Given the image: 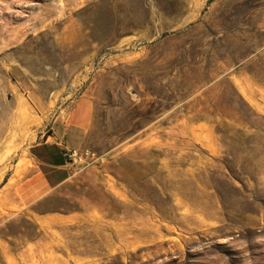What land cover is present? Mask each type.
<instances>
[{
  "label": "rangeland",
  "instance_id": "obj_1",
  "mask_svg": "<svg viewBox=\"0 0 264 264\" xmlns=\"http://www.w3.org/2000/svg\"><path fill=\"white\" fill-rule=\"evenodd\" d=\"M76 107L72 178L7 188ZM8 201L68 220L0 209V264H264V0H0Z\"/></svg>",
  "mask_w": 264,
  "mask_h": 264
},
{
  "label": "crops",
  "instance_id": "obj_2",
  "mask_svg": "<svg viewBox=\"0 0 264 264\" xmlns=\"http://www.w3.org/2000/svg\"><path fill=\"white\" fill-rule=\"evenodd\" d=\"M41 116L39 121L43 124L47 115L41 113ZM35 117V115L34 117L32 116L29 125L36 123ZM87 117L85 107H76L67 115L59 114L53 121L50 133H41L42 138L27 148L28 155L35 163V168L31 170L27 166L20 164L16 167L5 186L9 189L20 191L22 194L34 191L38 193V197H42L72 178L76 172V164L64 157L62 150L63 148H81L88 129ZM34 148L37 152L41 153V156L37 157L32 153V149ZM26 196L29 197L30 195ZM39 203L0 202V209L8 212L16 210L20 206L23 207V205L33 206L35 212L38 214L36 222L41 225L54 221L68 220V218H63V216L55 215L56 212L51 214L46 213ZM42 228L44 227L42 226ZM24 246L47 248L46 243L41 242L25 243Z\"/></svg>",
  "mask_w": 264,
  "mask_h": 264
},
{
  "label": "built area",
  "instance_id": "obj_3",
  "mask_svg": "<svg viewBox=\"0 0 264 264\" xmlns=\"http://www.w3.org/2000/svg\"><path fill=\"white\" fill-rule=\"evenodd\" d=\"M62 154L64 157H66L68 160H72L75 157H80L82 156V153L80 152L79 149L76 148H63Z\"/></svg>",
  "mask_w": 264,
  "mask_h": 264
},
{
  "label": "trees",
  "instance_id": "obj_4",
  "mask_svg": "<svg viewBox=\"0 0 264 264\" xmlns=\"http://www.w3.org/2000/svg\"><path fill=\"white\" fill-rule=\"evenodd\" d=\"M32 153H33L34 155H36L37 157L41 156V153L37 152V151L35 150V148L32 149Z\"/></svg>",
  "mask_w": 264,
  "mask_h": 264
}]
</instances>
